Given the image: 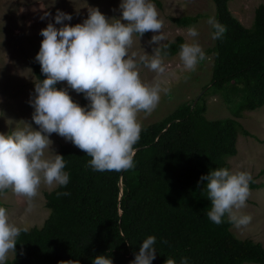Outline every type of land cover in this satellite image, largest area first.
Returning a JSON list of instances; mask_svg holds the SVG:
<instances>
[{"label": "trees", "instance_id": "obj_1", "mask_svg": "<svg viewBox=\"0 0 264 264\" xmlns=\"http://www.w3.org/2000/svg\"><path fill=\"white\" fill-rule=\"evenodd\" d=\"M212 1L216 20L227 32L210 50L214 68L207 92L143 128L131 170L86 168L91 157L71 142L63 144L59 154L66 161L69 183L45 194L48 219L41 228L20 234L16 255L6 264H93L101 255L113 264H131L150 235L156 237L153 264L168 259L180 264L182 257L188 264H264L261 243L237 238L227 217L220 225L209 220L207 181L200 180L211 170L230 169L227 158L237 156L239 135L251 136L236 119L208 120L206 97L221 92L231 105L240 96L241 111L264 107V5L256 9L253 26L246 28L230 11L232 0ZM200 19L172 21L189 28ZM183 39L166 43L162 56H176ZM32 67L37 82L46 78L35 59ZM56 87L63 89L61 83ZM73 100L82 107L90 103L84 95ZM250 188L263 187L252 182ZM57 192L70 195L57 197Z\"/></svg>", "mask_w": 264, "mask_h": 264}, {"label": "clouds", "instance_id": "obj_2", "mask_svg": "<svg viewBox=\"0 0 264 264\" xmlns=\"http://www.w3.org/2000/svg\"><path fill=\"white\" fill-rule=\"evenodd\" d=\"M119 10L122 13L119 18L109 19L99 8L90 7L88 17L75 26L65 23L73 19L71 14L58 10L55 23L50 21L40 31L44 39L35 60L46 78L35 82L29 101L34 108L32 121L38 128L24 121V127L0 133V196L10 190L27 201L30 211L42 186L52 190L68 185L70 176L65 171L64 156L45 155L52 149L53 133L91 157L86 168L123 172L135 167L138 151L135 145L143 130L140 114L150 116L158 107L161 94L169 91L158 79L167 71L161 48L167 36L152 0H121ZM50 16L46 12L41 19ZM207 23L213 29V40L223 38L227 32L225 25L215 17H210ZM147 32L154 33L148 43L159 45L153 48V54L131 51L134 38L141 40ZM187 35L193 42L181 44L178 55L183 70L191 73L207 56L195 40L199 36L197 28L189 27ZM163 47L166 49L168 45ZM141 67L156 73L157 80L152 83L142 80ZM60 82L83 94L89 105L82 107L74 101L68 88L58 89L56 85ZM200 180L207 181L210 221L220 225L227 217L236 229L251 223L252 216L242 212L251 197L250 184L254 181L250 172L223 167L211 170ZM28 230L12 222L7 209L0 206V264H6L10 254L16 255L18 237ZM155 244L154 235L144 239L131 264H153L157 254ZM93 264H113V261L101 255L95 257ZM166 264L175 261L168 259ZM180 264H188V258L182 257Z\"/></svg>", "mask_w": 264, "mask_h": 264}, {"label": "rangeland", "instance_id": "obj_3", "mask_svg": "<svg viewBox=\"0 0 264 264\" xmlns=\"http://www.w3.org/2000/svg\"><path fill=\"white\" fill-rule=\"evenodd\" d=\"M152 2L164 22L163 32L167 36V39L161 42L163 43L161 48L168 42H175L179 37H183L185 43L193 42V38L187 35L188 28L178 27L172 18L201 15V19L194 25L199 32L195 40L202 46L207 59L201 62L195 72L189 73L183 70L178 54L171 58L163 57L167 71L158 79L169 91L161 94L160 103L150 116L145 118L144 113L140 114L139 119L143 128L163 120L184 102L194 101L207 92L204 88L210 84L214 68V55L210 50L216 44V40L212 39L213 29L207 23L210 17L216 18V7L212 0H152ZM120 3L121 0H0V133L8 134L16 128H22L25 122L32 123L34 128H38L32 121L34 108L29 103L37 82L32 62L44 39L40 31L46 28L50 21L55 23L57 11L71 14L73 19L65 23L75 26L88 17L90 7L99 8L109 19L119 18L122 15L119 10ZM260 5H264V0H232L229 8L246 28H251L256 9ZM46 12H50L51 16L41 19ZM56 27L59 28L61 25ZM153 35L154 33L147 32L141 40L135 37L131 51L138 54L145 51L152 55L153 48L159 46L148 43ZM140 76L148 83L157 80L156 73L144 67L140 68ZM60 83L63 89L68 88L66 82ZM68 92L75 100H81L83 95L70 88ZM239 101L240 96H236V102L228 105L221 92L209 94L206 97L205 116L208 120L236 119L242 128L251 134L239 135L238 154L236 157L227 158V161L230 170L250 172L254 183L262 185L263 188L251 190L247 207L242 209L244 214L252 216L251 223L241 229L233 226L232 233L239 239H250L264 246V107L253 112L241 111ZM234 109H237L235 113ZM238 112L240 115L236 116ZM50 139L53 141L52 149L45 153L49 158L56 153L59 154L60 147L68 143L55 133ZM55 189L49 190L42 186L40 195L33 201L30 211L27 210V201L10 190L4 196H0V206L7 209L12 222L18 226L28 229L41 228L50 215V210L46 207L45 194ZM13 258L14 254H10L7 262Z\"/></svg>", "mask_w": 264, "mask_h": 264}, {"label": "water", "instance_id": "obj_4", "mask_svg": "<svg viewBox=\"0 0 264 264\" xmlns=\"http://www.w3.org/2000/svg\"><path fill=\"white\" fill-rule=\"evenodd\" d=\"M121 187H122V182L120 183Z\"/></svg>", "mask_w": 264, "mask_h": 264}]
</instances>
